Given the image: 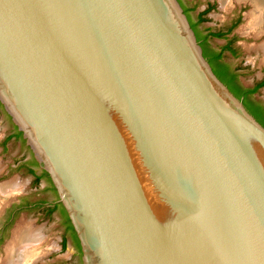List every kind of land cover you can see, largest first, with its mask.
Returning <instances> with one entry per match:
<instances>
[{"label":"water","instance_id":"95a60500","mask_svg":"<svg viewBox=\"0 0 264 264\" xmlns=\"http://www.w3.org/2000/svg\"><path fill=\"white\" fill-rule=\"evenodd\" d=\"M0 104L82 264H264V126L178 0H0Z\"/></svg>","mask_w":264,"mask_h":264},{"label":"rangeland","instance_id":"374dc122","mask_svg":"<svg viewBox=\"0 0 264 264\" xmlns=\"http://www.w3.org/2000/svg\"><path fill=\"white\" fill-rule=\"evenodd\" d=\"M207 1L214 4V9L207 14L206 23L213 29L223 28L237 11L242 10V20L235 29L239 38L240 55L238 58H231V62L241 69V79L245 84L254 83L260 78L261 68L264 66V29L255 33L249 27L247 16L253 5L249 0H199V8L204 7ZM257 95L264 101V86ZM9 129L10 125L4 113L0 112V138ZM29 151L20 141L12 140L7 150L0 152V189L13 187V192H0V263L7 264L11 249L12 264L14 261L15 264H82L81 252L71 239L70 233L65 231L58 211L44 216L41 208H19L8 221L12 205L20 201L22 196H27L30 201L46 199L50 202L57 198L47 178L43 177L35 183L33 176L24 170L7 173L10 164L23 158H31L32 153ZM37 170H41L39 165ZM62 240L65 241L64 247ZM25 246L28 251L26 260L19 262V250L25 249Z\"/></svg>","mask_w":264,"mask_h":264},{"label":"flooded vegetation","instance_id":"af4514ba","mask_svg":"<svg viewBox=\"0 0 264 264\" xmlns=\"http://www.w3.org/2000/svg\"><path fill=\"white\" fill-rule=\"evenodd\" d=\"M178 2L180 3L183 12L185 13L189 21V24L194 31L196 39L198 35L201 36V39L198 38L197 40L201 46L202 51H204L202 43L204 41L207 43V47L205 46L206 50L210 53L211 56L214 57L213 62L208 57V62L210 63V65L223 72L225 76L239 88V94L235 93V95L239 99H241L246 107H252L257 113H259V115L264 117V101L257 95L258 91L264 86V66L261 68L260 78L254 83L248 85L245 84L241 79V69L231 62V58H238L240 55V47L238 44L239 38L235 32V29L239 26L242 20V10L237 11L223 28L213 29L208 24H206L208 21L207 14L214 9L213 3L207 1L204 7L199 8V0H178ZM199 16L203 17L204 20L200 22L195 29L194 24L196 25ZM211 33H220L222 34V36L214 37L210 35ZM216 40H223L224 42L216 43ZM0 112L4 113L7 123L10 125V129L8 130V132L0 138V152H4L5 150H7L8 144L12 140H18L23 144V146H26L21 133L12 122L10 116L4 111L1 104ZM26 148L29 150L27 146ZM31 160L32 156L28 159L23 158L22 160H18L15 164H10L7 167V173L14 170H24V172H26L27 174H31V165L29 164ZM37 168L38 166L34 167L36 174L39 175L42 173V169L40 170V172H38ZM31 175L33 176L34 180L35 175ZM55 200L56 199L51 200L50 202L46 199L30 201L27 196H22L20 198V201L12 205L8 221L14 217L19 208H41L44 216H49L53 212L58 211L63 221L61 205L59 203H54ZM54 205L56 206V208L52 211V213L48 214L49 207ZM63 226L65 228V231L70 233L71 239L75 243L72 232L67 229L65 223H63Z\"/></svg>","mask_w":264,"mask_h":264},{"label":"trees","instance_id":"16d2710c","mask_svg":"<svg viewBox=\"0 0 264 264\" xmlns=\"http://www.w3.org/2000/svg\"><path fill=\"white\" fill-rule=\"evenodd\" d=\"M204 19H203V17H201V16H199V18H198V20H197V22H196V25L194 24V28L196 29L197 28V25H199V23L200 22H202ZM211 36H214V37H220V36H222V34H220V33H211L210 34ZM201 39V36L200 35H198V37H197V39ZM204 38V37H203ZM205 39V38H204ZM205 44V45H204ZM202 45H203V47H204V51H202V54H203V56L208 60V57L210 58V60L213 62V59H214V57L213 56H211L210 55V53L206 50V45H207V43L204 41L203 43H202ZM206 46V47H205ZM210 64V63H209ZM211 66V68H212V70H213V72L216 74V76L232 91V92H234V95H235V93L237 94H239V92H240V90H239V88L236 86V85H234V83L233 82H231L226 76H225V74L223 73V72H221L219 69H217V68H215V67H212V65H210ZM236 96V95H235ZM246 107V106H245ZM247 109H248V111L264 126V117H262L261 115H259V113H257L252 107H246ZM30 165H31V168H30V173L31 174H33V175H35V179H34V182L35 183H38V181L41 179V178H43V177H46L47 178V180L50 182V179L48 178V175H47V173L44 171V170H42V173L41 174H36V172H35V169H34V167L35 166H38L39 164L37 163V161L32 157V160L30 161V163H29ZM50 184H51V182H50ZM51 188L55 191V189H54V187L52 186V184H51ZM56 208V206L54 205V206H51V207H49V209H48V214H50V213H52V211L54 210ZM61 213H62V217H63V223H65V225H66V227H67V229H69L71 232H72V234H73V236H74V239H75V243H76V246L78 247V249L80 250V246H79V242H78V239H77V237H76V235H75V232H74V230H73V228H72V225H71V223H70V221H69V218L67 217V214H66V212H65V210H64V208L61 206ZM64 244H65V242H64V240L62 241V246L64 247Z\"/></svg>","mask_w":264,"mask_h":264},{"label":"bare ground","instance_id":"6f19581e","mask_svg":"<svg viewBox=\"0 0 264 264\" xmlns=\"http://www.w3.org/2000/svg\"><path fill=\"white\" fill-rule=\"evenodd\" d=\"M224 1H228V0H224ZM250 3L253 5V9L252 11L248 14L247 19L249 22V27L251 28V31L253 30L255 33L258 31H262L264 29V0H249ZM248 28V29H250ZM264 32V31H263ZM13 187H3V189H0L1 193L9 192L10 190L12 191ZM16 190V189H15ZM19 190V189H18ZM13 192V191H12ZM1 195V194H0ZM30 236V235H29ZM26 240V239H25ZM30 240V239H29ZM35 240V239H34ZM32 239V241H34ZM22 241V240H21ZM35 242V241H34ZM32 243V242H31ZM21 244V243H20ZM29 244V243H28ZM11 246V245H10ZM28 248L30 246H27ZM23 248V247H22ZM25 249H20L19 253H18V261L19 262H25L26 260V256H27V249L26 246L24 247ZM31 248V247H30ZM8 250V249H7ZM11 253V254H10ZM10 254V255H9ZM9 254L6 260L7 264H12V251L11 249L9 250ZM7 256V255H6ZM34 256V255H33ZM17 259V258H15ZM24 259V261H23ZM28 259V258H27ZM31 259V258H30ZM17 261V260H16ZM29 261V260H28ZM15 262V261H14ZM13 262V264H15ZM31 262V261H30ZM5 263V262H4ZM17 263V262H16ZM29 263V262H28ZM1 264V263H0Z\"/></svg>","mask_w":264,"mask_h":264}]
</instances>
